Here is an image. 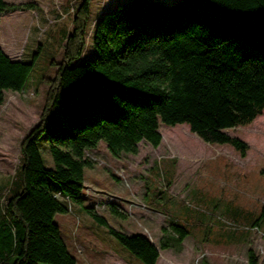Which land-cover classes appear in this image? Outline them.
<instances>
[{
  "label": "trees",
  "instance_id": "obj_1",
  "mask_svg": "<svg viewBox=\"0 0 264 264\" xmlns=\"http://www.w3.org/2000/svg\"><path fill=\"white\" fill-rule=\"evenodd\" d=\"M89 6H74L64 59L21 143L19 179L0 217V264H77L54 217L69 212L64 200L82 204L84 170L92 166L85 152L100 142L115 157L136 155L143 140L160 145L161 124H186L206 143L228 144L244 157L248 144L224 130L247 126L264 110V0H120L96 20L94 54L80 61ZM34 7L0 0V14ZM33 64L0 48V104L5 90L23 89ZM84 209L142 264H156L159 248L189 235L172 224L173 236L157 246ZM263 217L264 204L252 228ZM247 253L248 264H259Z\"/></svg>",
  "mask_w": 264,
  "mask_h": 264
},
{
  "label": "rangeland",
  "instance_id": "obj_2",
  "mask_svg": "<svg viewBox=\"0 0 264 264\" xmlns=\"http://www.w3.org/2000/svg\"><path fill=\"white\" fill-rule=\"evenodd\" d=\"M4 1L35 5L0 14V48L13 60L34 64L23 89L5 90L0 104V217L12 182L19 179L21 143L40 119L57 64L64 59L74 6L81 2ZM118 1L90 0L80 61L94 54L96 20ZM224 132L248 144L244 157L228 144L206 143L186 124H161L160 145L143 140L136 155L115 157L103 142L87 150L92 166L84 170L82 204L64 200L69 212L54 217L77 264H142L84 206L112 228L142 233L157 246L173 236L170 225L186 228L189 235L181 244L170 240V247L159 248L156 264H248V249L264 264V217L260 227L250 225L264 204V110L249 125ZM43 153L50 164L48 152ZM111 206L123 217L111 212Z\"/></svg>",
  "mask_w": 264,
  "mask_h": 264
},
{
  "label": "crops",
  "instance_id": "obj_3",
  "mask_svg": "<svg viewBox=\"0 0 264 264\" xmlns=\"http://www.w3.org/2000/svg\"><path fill=\"white\" fill-rule=\"evenodd\" d=\"M18 61V60H17Z\"/></svg>",
  "mask_w": 264,
  "mask_h": 264
}]
</instances>
